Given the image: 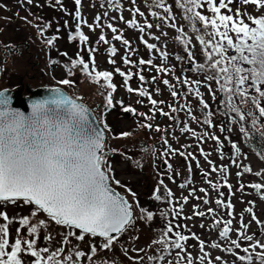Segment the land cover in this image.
<instances>
[{"label": "snow or ice", "instance_id": "6c2138e0", "mask_svg": "<svg viewBox=\"0 0 264 264\" xmlns=\"http://www.w3.org/2000/svg\"><path fill=\"white\" fill-rule=\"evenodd\" d=\"M75 5L79 8L82 0H74ZM133 4L136 0H131ZM28 5L33 4V0H26ZM58 5L62 6V0H56ZM110 4H115L117 8H122L119 0H109ZM173 3L181 9L184 18L191 24L192 30L196 33L204 34L196 35L195 39L201 46V54L204 57V63L195 61L194 52L188 46L192 43L182 27L175 24L176 17L173 13V5L168 0H153V6L162 10L161 12L153 11L152 17L168 24L169 28H175L179 33L175 39L183 45L189 63L194 64L193 72L202 75L203 79H180L177 77L181 85H186V96L193 95L199 106L204 110L202 121L193 113V109L184 104V108L190 115L191 120L209 128H216L217 125L213 121L214 112L211 105L204 99L201 88H206L212 100H219L217 110L221 115L230 116L229 123L232 125L239 124V132L244 134L250 142L259 137L258 155L264 159V132L260 131L258 119L264 118V0H173ZM238 3L241 6H253L259 10V15L254 16L244 13L237 8L233 10L231 5ZM206 8L212 15H204L198 9ZM222 10H224L222 12ZM134 16H144L139 8L133 10ZM104 15H107L105 13ZM26 23H31L26 17L22 18ZM78 24L83 23L87 27L95 31L100 27V17L96 18L94 24H87L82 20L79 11L75 14ZM123 20V15L120 16ZM171 21V22H170ZM197 22L202 27H197ZM131 28H136L139 32L144 33L145 27L151 29L153 23H146L145 27H141L135 20L125 21ZM159 27V25H156ZM114 35V39L121 41L124 46L130 48V42L124 39L118 33V29L111 23L107 25ZM79 42L84 44L89 41L87 36L79 27L76 28ZM40 34L44 35L43 28ZM166 36L167 33L163 32ZM52 39L47 40L51 45ZM76 40V37H72ZM159 39V37H154ZM99 42L109 44V40L101 34ZM146 47L150 51H160L156 44L144 41ZM9 54L14 55L16 48L5 45ZM89 53H94L95 49H88ZM117 49L115 46L110 48V54L115 56ZM65 55H67L65 53ZM165 61L168 59L167 52H161ZM177 60L183 57L177 55ZM125 64H132L127 55L123 57ZM71 68L69 72L77 66L81 68L83 73L87 75L93 82L100 84L101 78L104 81L102 87L109 91L106 95V105L113 108L116 104L122 105V101L114 103L113 93L116 91V85L113 83V73L109 71H97L94 55H90V63L92 70L90 71V63L86 62L83 57L72 59L69 61ZM110 63L115 64V60ZM152 60L147 61L140 59L139 65H152ZM158 72H170V69L157 67ZM121 77L127 81L133 76V73H126L119 68L115 69ZM94 73V75H93ZM139 80L144 81L145 77L139 75ZM154 82V78H153ZM60 83L70 85V80L64 79ZM163 83L169 86L171 96L175 99L179 97V93L175 90V85H171L169 80H163ZM215 84V88L212 86ZM58 94L59 89H55ZM128 92L136 91L141 97H147L151 105L155 109L158 102L152 98L151 93L143 88L133 89L127 86ZM158 91V89H157ZM185 96V99H186ZM239 98V104L236 103ZM142 102V101H140ZM51 105V106H50ZM240 105L251 106L250 110L245 113ZM31 114L26 115L24 112L16 110L12 107L11 98L0 93V205L22 203L31 205L32 211L29 216L10 217L6 211H0V264H116L115 259L107 256V253L113 250L114 245L119 241L122 234L134 229L138 220H144L146 223L154 219L155 213L149 211L139 205L135 199L136 194L131 192L133 200L118 196L110 184L114 181L119 185V181L115 180L112 164L109 160V154H115L116 149L108 147L106 133L110 134L111 129L105 123L103 129L95 128L91 125L90 111L84 105L77 102L76 99L69 98L60 94L59 98L46 101L34 102L31 104ZM171 112H165L159 109V113L163 116L175 119L172 113H177L179 107L169 105ZM123 111L132 113L135 110L131 107H123ZM258 112V116L256 113ZM144 115V114H139ZM251 117L250 127H246ZM151 119V116L146 117ZM149 130L161 132L162 129L152 128L151 124L141 125ZM224 125L219 126V131L224 132ZM231 131V129H228ZM166 131V130H163ZM182 132H193L190 127H182ZM195 135V133H193ZM130 133H120L119 136L111 137L115 139L126 138ZM199 139H211L218 145L221 144L220 138L210 132H205ZM164 144H168V140L164 139ZM231 147L236 153H240L241 149L235 142L231 143ZM148 151L147 147L142 148ZM179 150L172 149L168 146L165 156L176 154ZM204 159L212 165V161L208 158V154L203 153ZM179 155L188 159L196 160L191 153L179 152ZM223 158V153L221 152ZM167 163V161H166ZM232 163H236L233 159ZM199 166V161H197ZM239 166V165H238ZM170 168V166H169ZM189 170H191L189 166ZM213 173L220 172L225 176L228 173L227 167L217 168L211 167ZM251 167H243V173H251ZM238 172L237 175H243ZM205 176L208 173L204 174ZM256 175L264 176V173H256ZM161 183H163L161 181ZM211 183V181H209ZM223 187H227L231 192L232 186L224 179ZM181 188L186 187L185 184L180 185ZM213 188H217L216 184H212ZM248 187L254 189L257 193H262L264 184L252 183ZM241 192L244 185L240 186ZM200 192H206L201 188ZM194 194V191L193 193ZM221 196L223 193H219ZM173 193L168 190L167 198H171ZM157 200L162 197L157 195ZM264 199V194L261 196ZM171 202V201H169ZM188 198L185 197L183 203H187ZM208 203L207 200L204 201ZM216 204L222 208L234 210V205L229 201L225 203L222 199H217ZM175 212V208H173ZM182 211V209H181ZM246 211L252 215V219L261 224L251 207ZM209 213L214 210L209 208ZM46 214L47 220L40 218V214ZM138 213V214H137ZM167 216L169 214L162 213ZM178 216L179 213L177 212ZM195 216H204V212H194ZM190 218V217H189ZM18 223L15 237L10 233V226ZM63 226L66 231L59 241V247L51 250L49 247H38V241L41 233H44L43 239L49 243L53 242L55 237L51 232L46 230L50 224ZM232 220L216 219L215 224L221 225L222 230L219 237L222 240H228L229 245L221 247L219 243H212L211 248L219 249L229 253L233 257L232 264H264V242L257 240L253 235L247 234V224L240 222V228L236 230L238 239H229L230 232L233 231ZM203 227V225H202ZM79 234H77V231ZM261 233L264 234V226L261 227ZM170 234L175 236L172 238ZM88 237V251L81 249L79 243L84 242ZM99 237L101 243L99 247L93 242V239ZM138 239V237H137ZM189 239L198 241L199 250L203 255L199 257L200 264H214L222 261V257L216 256L209 259V252L205 251V242L193 234L191 237L174 231L171 221H168L163 229L160 230L159 237L153 239L152 244L159 245L161 253L171 255V249L180 250L174 257L175 264H193V258L187 253V242ZM241 240L250 242L248 246L242 248ZM244 255L239 254L235 250H240ZM260 249V251H257ZM137 253L136 257L129 255L128 248H123V255L127 257L130 264H140L143 257H139L140 252L144 249H132ZM103 253L104 255H98ZM184 252L185 255H181ZM147 255V253H145ZM24 257H29L25 261ZM150 262L160 261V264H173L172 261H166L165 255H152L147 257ZM223 264H227L224 261Z\"/></svg>", "mask_w": 264, "mask_h": 264}, {"label": "rangeland", "instance_id": "374dc122", "mask_svg": "<svg viewBox=\"0 0 264 264\" xmlns=\"http://www.w3.org/2000/svg\"><path fill=\"white\" fill-rule=\"evenodd\" d=\"M217 2H219V0H217ZM119 3L122 5V8H117L115 4H110L109 0H82L81 6L77 8L74 0H65L62 6L58 5L56 0H53L52 7L42 10L43 8L48 7L46 0H33L32 5H28L26 0H0V47H5V45L9 44L14 45L21 42L27 44V40H29L31 58L34 60L36 55L38 58L36 62H34L29 59L30 57L27 54L22 61H13L12 63L5 65L3 63V56H5L6 53L2 50L0 52V67L4 68L6 72L4 74L5 76L2 78V82L0 83V91L7 86L21 87V80H23V85L25 87L27 78L25 76L19 77V75L29 69L31 70L30 67L28 68L26 63L28 59V63H31L32 69L39 68L42 70L40 75H33V79L35 78L32 80L33 83L38 82L45 83L47 86H56V80L60 81L64 80L65 77H68L67 71L62 65L58 66L56 64H51L49 60L51 49L46 42V37L49 35L62 36L63 38L58 41L56 47L63 48L72 55L84 54L89 60L90 55H94L96 61L95 67H98L99 69H96L99 71H112L116 73L115 69L119 68L126 73H133L128 86L134 90L143 88L145 91L151 93L153 99L158 102L163 101V103H158L154 109L147 97L139 96L136 91L131 93L128 92L125 87V82L123 81H120V87L115 91L114 100H123L128 105L136 106L138 111L145 113L147 117H152L149 119V123H152L154 126L162 129L161 136L163 137V140L159 148L160 151H167L169 145L172 149H177L179 151L174 155L169 153L167 156L169 160L168 165L162 164V168L157 169V171L163 175H160L162 178L160 180L163 182L160 183V185L155 180L156 175L153 171H149L148 169L135 170L130 168L126 162L127 156L122 159L112 158L113 162L111 160L110 162L113 167L114 177L115 180L120 182L119 185L116 186L120 188V192L128 198L130 202L133 200V197L128 194L130 193V186H132V188L136 191V195H144L148 200H150V203L153 201L154 206L156 205L154 208L155 210L161 211L167 207L177 209L176 213L178 212L179 215L178 217H175L176 220L168 218V220L174 221V231L178 232L185 226L181 234L188 235L190 237L193 234L199 236V238L205 242V251L210 253V256L208 257L209 259L214 260L216 256L222 257V261H214V264H223L224 261H227V264H232L233 257L231 254L223 252L219 249L211 248L212 243H219L222 248L229 245L228 240H222L219 237L220 227L215 224V220L220 219L233 221V231L230 232L229 239L239 238L236 230L240 228V222L242 221L244 224L248 225V228L246 229L247 234L253 235L255 239L264 242V234L261 233V227L264 226V199H262L261 196L264 194V190H262V193H257L254 189L248 187V185L252 183L264 184V176L256 175V173H264V160H262L255 153V151L244 146L243 137L236 125L229 123L227 129L224 132H220V121H218L215 117L213 118V121L217 127L209 128L208 126L203 125L202 122L197 123L192 121L191 117L187 115L188 113L186 114V118L179 124H175L174 119L163 116L159 113V109H163L165 112H171L169 105L174 107L180 97H183L184 95L186 96L188 86L181 85L178 82L177 77L182 80L184 78L203 79V76L197 75V73L192 71L195 66L192 63H190L191 66L183 75L176 66L174 60L176 48L173 43L176 32L174 29L163 28L160 26L157 27L155 25L151 29L146 28V23H153L152 16L150 9L139 0H136L135 4H133L131 0H119ZM56 7L58 8L56 9ZM231 7L233 10L240 8L242 12L254 16H258L260 14L259 10L255 9L253 6H241L238 3H233ZM35 8L46 12L55 26L52 31H48L46 28H43V30L47 31H44L43 36L40 34V28L38 27L39 24H43V22L40 19L35 20L32 15ZM136 8H139L140 11L144 13L143 17L138 14L135 16L132 14L133 10ZM77 11L81 13L82 20L87 21V24H94L96 22V18L99 16V23L101 26L96 28L95 31H92L87 27V25L83 23L78 24L75 19ZM223 11L224 10H222V12ZM203 12L210 15V12H208L206 8H203ZM105 13H107V15H104ZM121 15H123V20L120 19ZM174 16L176 17L174 21L176 26L185 29V26L189 22L186 19L184 20L181 13H174ZM24 17H26L31 23H26L25 20L22 19ZM132 19H135L141 27H145L144 33L139 32L136 28L129 27L128 24L125 23V21ZM109 23L118 29L117 34H121L124 39H127L130 42V48L124 46L121 41H117L113 38L115 34H113L111 29L107 27ZM77 25H80L82 31L90 38L89 41L84 44L79 42V46L71 44L68 41L69 34L75 31L78 27ZM163 32H166L167 35H162ZM101 34L109 40V44L99 42V36ZM196 35V32H189V38L192 40V43L189 44V49L194 52L195 61L197 63H202L204 58L201 54V46L195 39ZM154 37H159V39H154ZM144 41L156 44L160 51H150L146 47ZM112 46H115L117 49L115 56L110 54V48ZM89 48L95 49L94 53L90 54L88 51ZM54 51H56V49H54ZM161 52L168 53L167 61L163 59ZM125 55L129 57L132 64H125L123 62V57ZM140 59L145 61L151 59L153 63L151 66L139 65L138 61ZM111 60H115L116 63H110ZM157 67H164L166 69H170L171 71L158 72L156 70ZM27 72L28 75L29 71ZM139 75H143L145 80L140 81ZM165 79L169 80L171 85L176 86L175 90L180 94L179 97L174 99L171 96L172 89L163 83V80ZM212 86L214 88L216 87L215 84ZM63 89L71 95V88ZM27 90H30L29 87H27ZM201 92L204 94V99L209 103L211 101V97L208 94L207 89L202 87ZM30 93L32 92H29L28 94ZM185 96L180 109H182V111H186L184 108V104L186 103L193 109V113L197 116V118L201 120V106L198 105L196 98L193 95H187L185 99ZM93 99H98V93L93 95ZM93 99H90L89 101L94 103ZM92 111L97 116L96 112L99 111L102 113L104 108H97V111L96 109ZM126 113L127 112H123L124 117H117L116 114V119L110 117L111 123L115 125L119 124L121 129L125 130L126 133L133 132L137 127V122L139 120L144 121V119H146L144 116L139 118L131 117ZM172 116H174L173 113ZM227 117L230 119V116ZM182 127H190L193 132H182ZM228 129H231V131ZM205 132H210L213 135L218 136L221 144L218 145L215 141L207 138L199 139L198 137L203 136ZM159 133L160 132H156L157 135ZM193 133H195V135ZM165 138L168 140L167 145L164 144ZM108 142L109 141L107 140V143ZM232 142H235L241 149L240 153H236L231 147ZM201 149L203 150V153L208 154V158L212 161V165H209V163L204 159ZM179 152L191 153L196 157V160H192L191 157L185 159V157L179 155ZM221 152L223 153V158L221 157ZM233 159L236 160L235 164L232 163ZM197 161H199V166H197ZM189 166L191 170H189ZM212 166L217 168L227 167V175L225 176L220 172L213 173L211 171ZM243 167H251L252 172L243 173ZM168 168L170 172L168 178H166L165 174ZM238 172L243 173V175L238 176ZM205 173H208V175L205 176ZM224 179L227 180V183L231 184V192L227 187L221 186L224 183ZM209 181H211V183H209ZM181 184H185L186 187L181 188ZM212 184H216L218 187L213 188ZM112 185L115 186L113 182ZM241 185H244L243 192L239 190ZM161 188L164 191L170 190L173 193L170 203L167 200H163L162 196L164 194L162 193L161 200L155 199L159 189ZM201 188L205 189L206 192H200L199 190ZM193 191L194 194H192ZM219 193H223V195L221 196ZM185 197L188 198L187 203H183ZM136 198L138 197H135V199ZM138 199L140 200V198ZM217 199H222L225 203L230 201L234 205V210L218 206L216 204ZM205 200L208 201L207 204L204 203ZM25 207L26 205L23 204L0 205V211H6L9 216L14 214L15 217L20 216L24 211L26 216H29L31 212H28ZM249 207L252 208L253 213L256 218L261 221V224H257L252 219V215L246 211ZM209 208L213 209L214 212L209 213ZM197 211L204 212L205 215L195 216L194 212ZM155 217L158 219L147 223L142 219L138 220L134 229H131L120 236L119 241L114 245L113 250L107 253V256L115 259L116 264H130L129 259L123 255V248H128L129 255L133 257L137 256V253L132 251L133 248L144 249V252L139 253V257H143L140 264H154V262H150L147 257L161 254L159 245L154 246L152 244L153 239L159 237V233L155 229V227L160 225V217L158 216V213H155ZM40 218L47 220V218L41 214ZM162 220H165L163 221L164 223L168 222L164 217H162ZM18 227L19 226H17L16 223L10 226V233L12 237H15L16 229ZM60 228L56 230L49 226L46 231L51 232L54 235V241L49 243L44 240V233H41V238L38 241V247L47 246L51 250H55L59 247V241L62 236L66 231H69V229L64 230L63 228ZM76 231L77 234H79V231ZM171 236L174 235L171 234ZM93 242L99 247L101 239L96 237L93 239ZM74 243H79L82 250L88 251V237H86L84 242L74 241ZM249 243L250 242L241 240L242 248L248 246ZM242 248L240 250L234 249V251L244 255ZM179 251L180 250H176L172 255L165 257L166 261H172L173 264H175L174 257ZM257 251H260V249H257ZM145 253H147V255ZM187 253H189L193 258V264H200L199 257L203 255V253L199 250L198 241L194 239L188 240ZM98 255L103 256L104 254L98 252ZM181 255L183 256L185 253L181 252ZM24 259L25 261H28L30 258L24 257ZM157 261L158 264H160V261ZM184 264H187V260L184 261Z\"/></svg>", "mask_w": 264, "mask_h": 264}, {"label": "trees", "instance_id": "16d2710c", "mask_svg": "<svg viewBox=\"0 0 264 264\" xmlns=\"http://www.w3.org/2000/svg\"><path fill=\"white\" fill-rule=\"evenodd\" d=\"M64 1L62 0V4L64 3ZM139 1L142 2L143 4H145L150 9L151 13L153 11H157V12H161L162 13L161 9L156 8V7L153 6V0H139ZM168 2H169V4L173 5V13H172L173 15H174V13H181L183 15V17L185 16L184 12L181 9H179V7L177 5H175L173 3V0H168ZM46 3H47L48 7L47 8H43L42 10L48 9V8L53 6V0H46ZM57 8L58 7H56V9ZM42 10L35 8L33 10V14H32L33 18L35 20H39L40 19L43 22V24H39V26L37 25L40 29L41 28H46L48 31L49 30L52 31L53 27H55L54 24H53V21L49 18V16L46 14V12H44ZM198 10L201 11L202 14L208 15V14H205L203 12V8L202 9H198ZM209 14L210 15H208V16L212 15L211 13H209ZM184 20H185V18H184ZM152 22H153V24L155 26L159 25L160 27H163V28H169L168 24L163 23L162 21H160V20H158V19H156L154 17H152ZM77 26L80 28V30H82L80 25H77ZM196 26L197 27H202L199 22H197ZM170 29H174L175 30V28H170ZM44 31H46V30H44ZM191 31L194 32L192 30L191 24L188 23L185 26V32H186L188 37H189V32H191ZM198 34H204V33L201 32V33H197V35ZM178 35H180V34L176 32V36L175 37H177ZM73 36L76 37V40L72 39ZM53 37H56V39L53 40V43L51 45L48 44L50 49H51V55L49 54V60H50L51 64H56L58 66L62 65L66 69L67 75H68V77H65L64 79H68L71 82L70 85H63L62 83H60L62 80H60V81L56 80V84L55 85L63 87L65 89H70L71 88L72 89L71 95H73V97H75L76 99H79V100L83 101L84 103L88 104L92 108V110L96 109V111H97V108H102V107L104 108V111L102 113H100L99 111L96 112L97 113L96 117L100 121L101 125H104L106 123L109 126V128L111 129V133L110 134L106 133V137H108L107 140L109 141L107 144H108L109 148L117 150V152L115 154H112V153L109 154V160H111L113 162V159H116V158L122 159L123 157L127 156L126 157L127 158L126 162L128 163L130 168L135 169V170L148 169L149 171L150 170L153 171V173L156 175V179L155 180L160 185V183H161L160 179H162L160 177V175L161 176H163V175L160 172H158L157 169L162 168V164L168 165V163H169V160H168V157H167L168 155L167 156L164 155L166 150H162L161 149L162 151H160V149H159L160 146H161L162 140H163V137L161 136V132L157 135L154 130H149L147 127H141V125L151 124L153 129L156 128V126H154L152 123H149L150 121H149V119L146 118L147 115L145 113H142V112L138 111V108L136 106H132V105L126 104L123 100H118V101H122L123 102L122 105L116 104L115 107L108 108L107 105H106V95H107V92L109 90L106 89L105 87H102V84L104 83L102 78H101V83L100 84H97V83L93 82L92 79H90L87 75H85L83 73V71L81 70V68L79 66H77L75 69H73L71 74L69 72V69L71 68V65L69 63L70 60L78 59L81 56L83 57V59L86 62L90 63V60L87 57H85L84 54L72 55L67 50H65L63 48H57L56 44L58 43V41L61 38H63L62 36L49 35V36L46 37L47 38L46 42H47V40L52 39ZM68 41L71 44H76V45L79 46V44H80L79 43V37H78V34L76 32V29H75V31H73L72 33L69 34ZM27 42H28L27 44L21 42V43H16L14 45L13 44L7 45V46H10L12 48H16L17 49V51L15 52L14 55L9 54V52L7 51V49L4 46L0 47V52L2 50H4V52L6 53V55L3 56L4 60L2 59L3 63L5 65H8L9 63H12L13 61H16V62L18 60L22 61V59L25 58V56L27 54L30 57L29 58L30 60L36 62V60L38 59L37 55L34 58V60L31 58V55H30L31 52H30V48H29L30 47V42H29V40H27ZM173 43H174V47L176 48V52H175V56H174L175 59L174 60H175L176 66L182 72V75H183L185 73V71L191 65L189 63V59L187 57V53H186L183 45H181L176 39H174ZM188 48H189V46H188ZM54 49H56V51H54ZM65 53L67 55H65ZM177 55L183 57V59L182 60H177L176 59ZM29 59H28V61H29ZM28 61L26 62L27 66H28V68L29 67L31 68V70L30 69L27 70V71H29V74L27 75L28 72L26 71L24 73L22 72V74L19 75V77L25 76L27 78V80L25 82V87H26L25 93L26 94L38 89L40 86L45 84V83H38V82L33 83L32 80L35 79V78L33 79V75H40L42 70H40L39 68L32 69L31 63H28ZM204 62L205 61L203 59L202 63H204ZM96 68H98V67H96ZM89 70L90 71L92 70L91 63H90V69ZM97 71H99V70H97ZM100 71H102V70H100ZM5 72H6L5 69L0 67V83L2 82V78L5 76L4 75ZM109 72H112V71H109ZM112 73H113V78H112L113 79V83L116 85V90H117L120 87L119 86L120 81L125 82V79H124V77H121L119 74H116L114 72H112ZM93 75H94V73H93ZM45 85H47V84H45ZM49 85H52V84H49ZM128 85H129V80L127 81V86ZM127 86L125 85L126 88H127ZM18 87L19 86H12V87L7 86L5 88L16 89ZM27 87H29L30 90H27ZM97 93H98V99H93V95H95ZM114 95H115V93H113V97H114ZM184 96L179 98L178 102L174 105V107H179L180 108L181 103L184 100ZM90 99H93L94 103H91L89 101ZM116 102L117 101L114 100V103H116ZM236 103L239 104V98H237ZM209 104L211 105V110L215 113L213 118L215 117L218 121H220L219 125L223 124L225 129H227V127L229 126V117H227L226 115H221L220 111L217 110V106L219 104V100H215L214 101V100L211 99ZM123 107H131V108H133L135 110L132 113H126L127 115H130L131 117H138V118L144 116L146 119H144V121H140L139 120L137 122V127L135 128V130L133 132L130 133V135L128 137L120 138V139L111 138V137L119 136L120 133H126L125 130L121 129L119 124L115 125V124L111 123V121H110V117H112L113 119H116L115 114L117 115V117L118 116L124 117V115H123V112H124L123 111ZM240 107L243 109V111H245V113H247L250 110V108H251L250 105L247 106V107L244 106V105H240ZM200 111H201V114H202L203 111H204L202 109V107H200ZM139 114H144V115H139ZM173 114H174V117H175L174 123L175 124H179L182 120H184L186 118L187 110L186 111L179 110L177 113H173ZM256 115L258 116V112L256 113ZM202 119H203V115H202L201 120ZM250 121H251V117L249 118L248 122H246V125H245L246 127H250ZM257 123H258V126H260V131L264 132V118H259ZM236 126L239 129V124H237ZM240 134L243 137L244 146L252 149L258 155V149H259V146H260L258 135H257V138L255 140H252L250 142L248 139H246L244 134H242V133H240ZM227 139H229V138H227ZM144 147H147L148 151H143L142 148H144ZM262 160H264V159H262ZM166 161H167V163H166ZM169 172H170V170L168 168V170L166 171V174H165L166 178H168ZM113 184L115 186H113V185L112 186L117 191L120 192V188L116 186L117 184L114 181H113ZM130 190H131V192H134L136 194V191L132 188V186H130ZM161 193L164 194L162 196L163 200L171 201V198H167V191H164L161 188V189H159L157 195L161 196L162 195ZM128 195L132 197V195L130 193ZM136 197L140 198V200L138 198H136V199L139 202V205L141 207H143V208H145V209H147L149 211H152L154 213H158V216L160 217V219H159V224L160 225L158 227H155V229L158 231L159 235H160V230L163 229L165 227V225H166V223L163 222L165 220H162V217H164L167 221H170V220H168V218H170L172 220H176L175 217H178L176 215L177 209H175V212H174L171 207H167L166 209H162L161 211H158V210L154 209L156 205L154 206L153 201H152V203H150V200H148L144 195H136ZM17 204H22V203H17ZM32 207L33 206H31V205H26L25 208L27 209L28 212H31L32 211ZM162 213H167L169 215L164 216V215H162ZM20 214H21V212H20ZM41 215L46 217V215L43 214V213H41ZM20 216H26L25 212L23 211V213ZM10 217H15V215L13 214ZM157 219L158 218L154 216L153 220H157ZM171 222L174 225V221H171ZM16 224H17V226H19L18 223H16ZM50 227L51 228L53 227L56 230L59 229L60 227H61L60 229H62V228L64 230L66 229L63 226H57L54 223H51ZM219 227H220V231H221L222 230V224L219 225ZM184 228H185V226L181 230H179L178 232H180V233L183 232ZM97 238H99V237H97ZM172 238L175 239L174 236H172ZM176 250L177 249H171L170 250L171 251V255ZM161 254H163V253H161ZM163 255H165V257L170 256L167 253H164ZM154 264H158V261H155Z\"/></svg>", "mask_w": 264, "mask_h": 264}, {"label": "water", "instance_id": "95a60500", "mask_svg": "<svg viewBox=\"0 0 264 264\" xmlns=\"http://www.w3.org/2000/svg\"><path fill=\"white\" fill-rule=\"evenodd\" d=\"M22 86L19 89L11 90V89H4L1 90L0 93H3L11 98V104L12 107L16 110L24 112L26 115L31 114V104L34 102H46L51 101L54 99L59 98L60 94L66 95L69 98H74L71 96L66 90H64L62 87L59 86H42L38 88L37 90L33 91L30 94H25V87L23 85V80H21ZM55 89H59L60 93L58 94ZM78 103L84 105L87 109H89L91 115H90V121L91 125L98 129H103L100 122L98 121L95 113L92 111V109L83 101L76 99ZM51 106V105H50ZM110 186L114 190V192L125 199H127L124 195H122L119 191H117L111 184ZM128 200V199H127ZM129 201V200H128ZM46 215V214H45Z\"/></svg>", "mask_w": 264, "mask_h": 264}]
</instances>
